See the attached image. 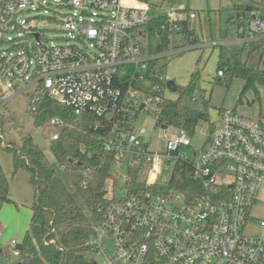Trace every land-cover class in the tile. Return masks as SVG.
Here are the masks:
<instances>
[{
  "label": "built area",
  "instance_id": "obj_1",
  "mask_svg": "<svg viewBox=\"0 0 264 264\" xmlns=\"http://www.w3.org/2000/svg\"><path fill=\"white\" fill-rule=\"evenodd\" d=\"M250 1L230 20L243 45L264 42V0ZM48 5L58 14L69 10L58 45L23 17L29 10L46 13ZM164 16L178 36L181 22L188 28L196 13L180 8ZM153 17L141 0H43L36 6L31 0H0V106L6 95L26 93L32 110L46 96L71 109L76 120L85 114L97 119L90 126L98 133L97 148L113 159L108 200L98 207L88 241L92 264H264V219L260 234L244 232L264 181V123L220 110L199 149L183 129L159 127L169 133L153 140L144 128L133 127L147 106L169 99L157 66L165 55L143 49ZM195 39L189 30L192 44L178 49L222 46L197 45ZM223 74L220 69L217 77ZM190 101L199 104L195 95ZM63 126L54 118L46 128ZM57 138L55 133L44 139ZM79 151L91 159L96 147ZM84 166L80 186L95 171ZM188 168L202 189L192 198L171 187L175 175ZM117 186L126 197L115 196ZM16 246L7 247L14 257Z\"/></svg>",
  "mask_w": 264,
  "mask_h": 264
},
{
  "label": "trees",
  "instance_id": "obj_2",
  "mask_svg": "<svg viewBox=\"0 0 264 264\" xmlns=\"http://www.w3.org/2000/svg\"><path fill=\"white\" fill-rule=\"evenodd\" d=\"M235 11L241 13L245 9L235 6ZM185 12L191 11L185 8ZM188 33V28L179 33L183 43L178 44L171 24L164 15L158 14L152 18L146 31V50L150 55H161L190 45L192 42L188 41ZM262 47L264 42L243 45L239 54H231L228 58L220 50L217 72L224 69L223 77L242 79L245 82L243 90H255L256 85L264 86V59L262 56L257 59L252 57ZM244 53L242 59L241 55ZM197 77L198 73L194 72L190 83L178 88L177 99H164L155 108L154 120L157 127L183 129L192 139L198 128L205 124L208 127L206 138L208 137L214 124L210 122L209 99L203 94H193ZM193 95L197 96L198 105L191 103ZM32 115L33 126L36 130L41 129L43 138L49 139L55 133L58 138L50 142L48 149L53 163L47 159L46 149L33 144L31 134L26 135L20 145L3 146L12 155V174L15 175L19 170L28 172L29 182L35 190L32 216L29 228L19 244L17 264H92L90 260H85L84 255L89 252L88 241L94 232L93 226L99 219L98 207L108 200L107 187L113 155L105 154L97 148L100 145L98 133L90 128L97 119L91 114H85L76 120L71 109L42 96L34 106ZM54 118L62 120L64 126L48 130L46 127ZM44 130L47 133L44 134ZM81 146L96 147L91 159L80 153ZM84 165L95 167V171L87 183L80 186L86 167ZM171 184L174 190L187 198L202 191L200 183L189 168L175 175ZM10 203L8 179L0 165V209Z\"/></svg>",
  "mask_w": 264,
  "mask_h": 264
},
{
  "label": "rangeland",
  "instance_id": "obj_3",
  "mask_svg": "<svg viewBox=\"0 0 264 264\" xmlns=\"http://www.w3.org/2000/svg\"><path fill=\"white\" fill-rule=\"evenodd\" d=\"M32 3L39 4L43 0H31ZM150 6V14L164 15L170 10L188 8L197 13L196 20H189V30L198 29L203 38L210 42L211 40L220 39L221 34L227 33V40H234L235 27L230 20L235 16V6L250 3V0H144ZM245 6V5H244ZM53 5L47 6L46 13L43 10H29L23 13L25 19L30 18L35 21L37 29L49 44L58 45L62 42L61 38L65 36L62 28L63 19L67 18L68 9H59L54 13ZM264 19V9L261 12ZM147 30V28H146ZM145 31V29H143ZM195 32V31H194ZM7 34L2 37L6 41ZM181 36L176 35L177 43H183ZM217 39V40H218ZM78 47L81 48L79 44ZM227 51L221 48L191 49L183 50L179 53L171 54V51L163 54L164 57L157 60V66L163 71L166 81H173L178 88L187 86L191 81L194 72L198 73L195 84L193 85V94L200 96L203 94L209 99V116L210 122L217 121L220 110H233L239 115L255 122L264 123V86L256 85V89H244V81L239 78H229L224 76L217 77V68L219 66L218 55L220 50L224 57L228 58L231 54H239L241 50L238 45L231 44L226 47ZM145 54L150 55L146 47L143 48ZM230 52V53H228ZM247 51H245L246 53ZM245 53L241 55L242 59ZM262 56L264 59V48L254 52L253 58L257 59ZM249 63V62H248ZM251 65V63H249ZM252 66V65H251ZM169 99H177L178 92H166ZM5 100L0 106V165L3 173L10 180L9 191L14 197L16 203H27L33 199V185L28 183V175L25 171H19L12 176L11 161L12 155L5 151L3 146L20 145L24 137L28 134L34 136L37 130L33 126L32 107L29 96L26 93L18 96H4ZM154 106H147L141 112L133 123L136 129L144 128L146 136L155 140L158 135H167L169 132H160L159 127L155 125ZM173 131V130H170ZM208 132L207 125H201L191 144L195 149H199L206 139ZM47 130H44V134ZM162 144V143H161ZM47 159L53 163L52 157L48 150H45ZM32 186V187H31ZM117 198L126 197L120 186L115 189ZM27 204L20 209L16 204H5L0 209V264H17L18 258L13 256V251L8 252L9 246L19 245L22 241L25 229L29 225L30 210ZM20 212L19 215H17ZM251 218L248 219L244 232L248 234H260L259 220L264 219V181L261 183L257 201L251 210ZM1 231V230H0ZM85 260L93 259V255L87 252Z\"/></svg>",
  "mask_w": 264,
  "mask_h": 264
},
{
  "label": "crops",
  "instance_id": "obj_4",
  "mask_svg": "<svg viewBox=\"0 0 264 264\" xmlns=\"http://www.w3.org/2000/svg\"><path fill=\"white\" fill-rule=\"evenodd\" d=\"M142 1V0H141ZM146 2V1H145ZM240 6V5H239ZM241 7V6H240ZM190 11H192V12H195L194 10H190ZM237 11V10H236ZM235 11V14L237 13ZM196 13V12H195ZM156 16V15H155ZM196 18H197V13H196ZM196 18L194 19V20H196ZM193 20V21H194ZM189 22V21H188ZM189 28V27H188ZM196 28L198 29V32H196V29H192V31L190 30V34L191 35H194L195 36V40H196V42H198V44L197 45H201V44H210L211 42H220V43H222V46H215V47H212V48H221V49H223V50H225V51H227V48L226 47H229L231 44H234V45H238L239 46V49L240 50H242V47H243V44L239 41V39H238V37H237V34H236V32H235V38H234V40H232V41H230V40H227V33H224V34H221L220 32H219V37H220V39H218V38H216V40L214 39V40H211L210 42H207L204 38H203V34L201 33V31H200V26L199 25H196ZM195 31V32H194ZM218 39V40H217ZM206 48H211V46H207V47H205V48H193V47H191V48H184V49H178V50H175V51H172L171 52V54H175V53H179V52H181V51H185V50H191V49H206ZM228 53H230V52H228ZM218 58H219V55H218ZM10 96H12V95H10ZM13 97V96H12ZM2 147H3V144H2ZM11 171H12V161H11ZM19 171H24V170H19ZM18 171V172H19ZM26 172V171H25ZM27 173V175H28V183L30 184V182H29V179H30V175H29V173L28 172H26ZM4 175H5V173H4ZM12 176H14L13 174H12ZM5 177H7L6 175H5ZM8 179V178H7ZM8 183H9V188H10V180L8 179ZM31 185V184H30ZM32 187V186H31ZM34 192H35V190H34V188H33V199H34ZM9 198H10V200H11V203L10 204H16L17 205V208H19L20 207V209H22L24 206H25V204H27V203H20V202H17L16 203V201H15V199H14V197L11 195V193H10V191H9ZM33 199H32V201L30 202V204L27 206V208H29V210H30V219H31V216H32V211H31V206H32V203H33ZM20 214V212L17 214V215H19ZM30 219H29V223H30ZM28 228H29V225H28ZM28 228L27 229H25V233H24V235H23V237L25 236V234H26V232H27V230H28ZM2 232V229H1V231H0V233ZM22 240H23V238H22ZM22 242V241H21ZM21 244V243H20Z\"/></svg>",
  "mask_w": 264,
  "mask_h": 264
},
{
  "label": "water",
  "instance_id": "obj_5",
  "mask_svg": "<svg viewBox=\"0 0 264 264\" xmlns=\"http://www.w3.org/2000/svg\"><path fill=\"white\" fill-rule=\"evenodd\" d=\"M186 25L187 24H186L185 21L181 22V26H182V30L183 31L186 29ZM262 65L264 67V61H263ZM166 87L172 93H175L178 90L177 85L173 81H171V80H169V81L166 82ZM140 108L142 109L143 106H141ZM166 127L167 126H160L161 129H166ZM41 134H42L41 129H38L37 132H36V134H34V136H33V144L35 146H37L38 148H42V149H47L48 150L50 148V142L48 140H45L41 136ZM19 248H20V245H17L16 246V249H19Z\"/></svg>",
  "mask_w": 264,
  "mask_h": 264
}]
</instances>
